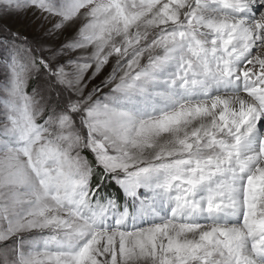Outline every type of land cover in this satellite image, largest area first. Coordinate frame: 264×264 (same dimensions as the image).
<instances>
[{"label":"snow or ice","instance_id":"obj_1","mask_svg":"<svg viewBox=\"0 0 264 264\" xmlns=\"http://www.w3.org/2000/svg\"><path fill=\"white\" fill-rule=\"evenodd\" d=\"M28 12L0 23V264H264V0H0Z\"/></svg>","mask_w":264,"mask_h":264},{"label":"rangeland","instance_id":"obj_2","mask_svg":"<svg viewBox=\"0 0 264 264\" xmlns=\"http://www.w3.org/2000/svg\"><path fill=\"white\" fill-rule=\"evenodd\" d=\"M0 23L10 25L13 28H20L22 31H25L29 34H34L39 30V22L34 19L31 12L22 14L20 16L9 17L6 20L0 21ZM28 91L30 92V89Z\"/></svg>","mask_w":264,"mask_h":264}]
</instances>
